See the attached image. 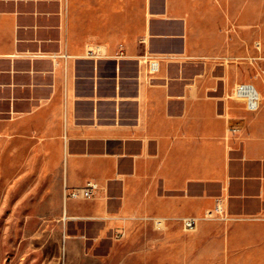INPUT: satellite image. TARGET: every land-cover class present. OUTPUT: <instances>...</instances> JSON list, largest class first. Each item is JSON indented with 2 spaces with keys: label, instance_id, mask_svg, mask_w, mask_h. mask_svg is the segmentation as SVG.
I'll return each mask as SVG.
<instances>
[{
  "label": "crops",
  "instance_id": "crops-1",
  "mask_svg": "<svg viewBox=\"0 0 264 264\" xmlns=\"http://www.w3.org/2000/svg\"><path fill=\"white\" fill-rule=\"evenodd\" d=\"M248 6L264 0H0V215H23L19 247L45 237L25 264H264V80L224 44Z\"/></svg>",
  "mask_w": 264,
  "mask_h": 264
},
{
  "label": "rangeland",
  "instance_id": "rangeland-1",
  "mask_svg": "<svg viewBox=\"0 0 264 264\" xmlns=\"http://www.w3.org/2000/svg\"><path fill=\"white\" fill-rule=\"evenodd\" d=\"M263 1V0H262ZM246 7H241L240 21L234 24H224V44L225 55L228 58V64L238 68L236 73L241 79L256 82L263 80L264 75V8L257 7L255 17L249 18L246 15V10H252ZM248 18V19H247ZM258 45H260L258 47ZM260 48V52L257 50ZM259 57L262 60H254ZM235 73V72H234ZM261 89L264 86L261 85ZM235 99V98H234ZM33 221H39V218H33ZM23 222V215H0V264H25L23 262V256L29 254L31 250H35L41 240L45 237L32 235V241L27 242V245L21 244L18 246L20 240L30 236V232H24L18 230V226L15 224ZM15 230H10L12 228ZM47 242L43 247V251L50 260L55 255L56 247L55 236L49 235ZM15 255L17 257L15 258Z\"/></svg>",
  "mask_w": 264,
  "mask_h": 264
},
{
  "label": "built area",
  "instance_id": "built-area-1",
  "mask_svg": "<svg viewBox=\"0 0 264 264\" xmlns=\"http://www.w3.org/2000/svg\"><path fill=\"white\" fill-rule=\"evenodd\" d=\"M92 56V55H91ZM66 58V56H63ZM159 60L157 58H150L149 60H146L145 63L147 65V74L149 76L154 75L159 70ZM264 80V75H263ZM236 94L238 95V101H241L246 110L249 112H256L259 108V95L257 91L254 90L252 85L249 84H239L235 86L232 90L231 97ZM234 99V98H233ZM66 196L71 199H90L93 197L96 191V185L92 182H86L81 188L79 189H67L66 190ZM217 218L225 219V215L220 210V207L218 205L215 206L213 211L207 212L203 219L204 220H215ZM197 218H183L181 220V228L184 232H191L196 228V225L198 223Z\"/></svg>",
  "mask_w": 264,
  "mask_h": 264
},
{
  "label": "bare ground",
  "instance_id": "bare-ground-1",
  "mask_svg": "<svg viewBox=\"0 0 264 264\" xmlns=\"http://www.w3.org/2000/svg\"><path fill=\"white\" fill-rule=\"evenodd\" d=\"M253 88H254V86H252ZM254 90L256 91V89L254 88ZM233 98H235V99H238V95H236V94H234L233 96H232Z\"/></svg>",
  "mask_w": 264,
  "mask_h": 264
}]
</instances>
